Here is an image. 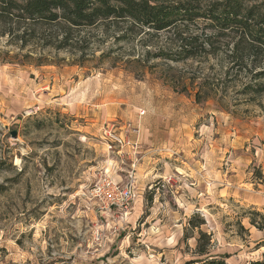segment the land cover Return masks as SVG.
I'll use <instances>...</instances> for the list:
<instances>
[{"label":"rangeland","instance_id":"obj_1","mask_svg":"<svg viewBox=\"0 0 264 264\" xmlns=\"http://www.w3.org/2000/svg\"><path fill=\"white\" fill-rule=\"evenodd\" d=\"M127 26L0 21V264H183L197 257L189 218L204 219L212 255L231 235L248 239L243 216L263 206L236 188L264 200V93L242 90L250 58L232 53L229 32L212 39L215 52L151 58L177 35ZM214 32L203 20L188 27ZM106 124L138 126L141 137L131 213L112 222L89 194L119 160ZM256 238L241 249L249 257L260 256Z\"/></svg>","mask_w":264,"mask_h":264},{"label":"trees","instance_id":"obj_2","mask_svg":"<svg viewBox=\"0 0 264 264\" xmlns=\"http://www.w3.org/2000/svg\"><path fill=\"white\" fill-rule=\"evenodd\" d=\"M20 20L29 25L61 24L68 29L126 22L134 34L171 31L178 37L176 46L153 51L150 56L172 62L215 52L212 39L233 33L232 53L243 50L240 52L250 58L254 68L243 92L254 96L264 93V0H0V21L11 24ZM199 20L208 22L215 32L202 36L188 33V27ZM64 37L61 47L68 43ZM118 38L128 39L125 35ZM243 62L242 54L234 64L240 70ZM243 217L257 230L264 229V207H251ZM187 223L199 228L194 249L197 257L183 264H227L228 254H210L211 234L200 229L204 219L195 222L189 218ZM239 228L248 234V228ZM184 237L187 239L186 233ZM260 247V258L247 264H264V239L255 246Z\"/></svg>","mask_w":264,"mask_h":264},{"label":"built area","instance_id":"obj_3","mask_svg":"<svg viewBox=\"0 0 264 264\" xmlns=\"http://www.w3.org/2000/svg\"><path fill=\"white\" fill-rule=\"evenodd\" d=\"M101 131V137L106 140L107 153L117 155L121 163H125L128 155L131 154V168L126 173L124 183L116 181L113 175L106 171L101 172L97 183L90 189L89 194L99 203L100 211L105 212L113 220H125L131 213L130 210L136 197L135 168L133 166L141 159L137 152L140 127L129 124L114 129V124H106L101 128ZM94 226L93 239L100 242L103 237V228L101 225Z\"/></svg>","mask_w":264,"mask_h":264},{"label":"crops","instance_id":"obj_4","mask_svg":"<svg viewBox=\"0 0 264 264\" xmlns=\"http://www.w3.org/2000/svg\"><path fill=\"white\" fill-rule=\"evenodd\" d=\"M132 138L135 139V137H133V136H132ZM138 143H139L138 147L140 148L141 137L139 138V142ZM139 148L137 150L138 153H139ZM131 162H132V155L131 154L128 155V158L126 159L125 163H121L119 160L113 161V163L111 164V167H113V171L110 174L113 175V177L115 178L116 181H118L120 183H124L125 178H126V173L131 168L130 167L131 166L130 165ZM139 163L140 162L138 161L133 166L135 168V178L137 177L136 174L138 172V167L140 166ZM126 164L128 165L127 166L128 168L124 169V168L121 167V166H124ZM119 169H121V170H119ZM136 180H137V178H136ZM222 189L218 188V193H219L220 197L222 199H224V195L220 194V191ZM233 192H234L233 189H229V190L226 191V194L228 195V197H230V195H232ZM236 193L242 198L241 202H245L246 201L247 203H250L252 205L263 206L264 207L263 198L261 197L259 200H257V198H256L257 196L251 195L250 192H248L246 190V188L237 187L236 188ZM107 217L109 219V222L113 221V220L112 221L110 220L109 215H107ZM247 223L248 224H245V227L248 228V234H247L248 239L246 238L247 240L245 238H240L239 236H236V235L235 236L231 235V237H232L231 241H228V239L226 238L227 241L225 239L223 244L221 243V244H219L217 246V250L215 251L216 252L215 255H217V254H228V257L225 260L227 264H232V263H234V264H243L244 262H246V264H247L249 260L258 259L261 256L262 247L257 249L254 246L253 250H255L258 253H260V256H257V257H253V256L249 257L247 255L246 251L241 250L243 248L244 244L246 242H248V241H251L254 236L257 237L256 238L257 242L255 244L259 243L260 240L264 239V229L257 230L255 227L251 226L248 221H247ZM238 238H239V240H237ZM217 240H219V239L217 238Z\"/></svg>","mask_w":264,"mask_h":264},{"label":"bare ground","instance_id":"obj_5","mask_svg":"<svg viewBox=\"0 0 264 264\" xmlns=\"http://www.w3.org/2000/svg\"><path fill=\"white\" fill-rule=\"evenodd\" d=\"M28 112V111H27Z\"/></svg>","mask_w":264,"mask_h":264}]
</instances>
